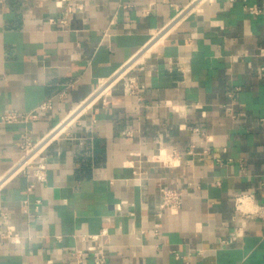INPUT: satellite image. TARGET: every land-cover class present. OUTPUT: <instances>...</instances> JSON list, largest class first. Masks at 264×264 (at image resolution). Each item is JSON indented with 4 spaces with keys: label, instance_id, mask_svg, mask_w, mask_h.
<instances>
[{
    "label": "crops",
    "instance_id": "1",
    "mask_svg": "<svg viewBox=\"0 0 264 264\" xmlns=\"http://www.w3.org/2000/svg\"><path fill=\"white\" fill-rule=\"evenodd\" d=\"M191 1L0 0V118L51 103L0 119V264H92L82 236L101 231L106 264H264V225L234 207L264 204V0ZM25 127L61 129L46 182L13 173ZM161 186L176 214L158 216Z\"/></svg>",
    "mask_w": 264,
    "mask_h": 264
},
{
    "label": "built area",
    "instance_id": "2",
    "mask_svg": "<svg viewBox=\"0 0 264 264\" xmlns=\"http://www.w3.org/2000/svg\"><path fill=\"white\" fill-rule=\"evenodd\" d=\"M233 1V0H230ZM250 11L257 13L258 9L256 7H250ZM121 82L123 89L129 94L137 95L139 94L140 90L143 88V85L140 84L139 80L136 76H131L128 74L127 71H122L116 75L114 78V83ZM238 88H235V90H230L228 92V97L234 101L235 100V91H237ZM104 100V99H103ZM51 107L50 101H47L43 104H41L35 112H28V113H17L16 111L9 110L4 112L1 115V121L4 123H10V122H21V123H27L32 119H35L37 117L38 111L45 110L47 108ZM229 112V110H228ZM231 113V112H230ZM235 117V115H232ZM45 138L36 139L33 135V131L30 128L25 127L21 133H20V149L22 151L21 156L18 160V162L14 165V171L19 172L23 171L24 169L28 167H32V177L37 182H46L47 175H46V163L44 161V158L41 156L39 148L40 143ZM162 150H159V152L151 157L152 160L160 161L163 160L160 158ZM174 157V151L168 150L165 161H172ZM34 188V183H30L27 185V190L31 192ZM159 212L158 216H163L165 214L172 215L176 214L182 205L183 202V193L180 189L177 188H171V187H165L161 186L159 189ZM23 204L25 206V211H27V204L28 199L23 200ZM39 205L40 200H36L35 202V211L37 215L39 216ZM234 207L237 211H239L244 217L246 218H257L261 221V223L264 225V204H258L254 201L251 194H240L237 195L234 198ZM3 217L6 218L5 213H1ZM15 228L12 225L7 226V231L5 235L7 237L13 236L14 238H17V234L14 233ZM105 231H101L99 234H88L85 236H82V239H90L94 242H97L96 244L90 245L88 247V250L91 252L93 259L92 264H106L107 263V254H106V248L105 245L101 242V237L105 234ZM70 259L74 260L76 264H86L84 262V252L83 250L79 248H75L70 252Z\"/></svg>",
    "mask_w": 264,
    "mask_h": 264
},
{
    "label": "bare ground",
    "instance_id": "3",
    "mask_svg": "<svg viewBox=\"0 0 264 264\" xmlns=\"http://www.w3.org/2000/svg\"><path fill=\"white\" fill-rule=\"evenodd\" d=\"M201 0H193L192 4L189 5L188 10H192ZM112 82H114V79L111 80ZM104 84H106V82H104ZM110 85V84H109ZM104 86V85H102ZM107 88V87H106ZM106 88H104L103 90L99 91L98 94L95 95V97H98L100 95L101 92H104L106 90ZM107 91V90H106ZM61 129L59 128L58 130H55L54 132H52L46 139H44L40 145L39 148L43 147V145L51 138H53Z\"/></svg>",
    "mask_w": 264,
    "mask_h": 264
},
{
    "label": "rangeland",
    "instance_id": "4",
    "mask_svg": "<svg viewBox=\"0 0 264 264\" xmlns=\"http://www.w3.org/2000/svg\"><path fill=\"white\" fill-rule=\"evenodd\" d=\"M115 77H116V76H115ZM115 77H114V78H115ZM107 83H109V82H107ZM100 89H101V88H100Z\"/></svg>",
    "mask_w": 264,
    "mask_h": 264
}]
</instances>
